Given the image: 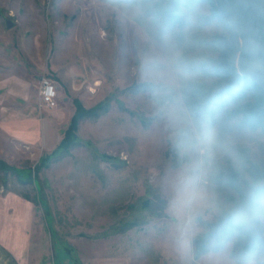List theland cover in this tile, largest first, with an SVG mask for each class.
<instances>
[{"label":"rangeland","instance_id":"obj_1","mask_svg":"<svg viewBox=\"0 0 264 264\" xmlns=\"http://www.w3.org/2000/svg\"><path fill=\"white\" fill-rule=\"evenodd\" d=\"M154 2L0 0V161L15 168L0 170V264L264 263L239 262L234 238L196 254L237 197L224 179L245 174L241 150L264 167V133L232 118L231 102L195 118L191 86L215 80L218 48L205 42L225 28L203 21L206 3L163 27ZM45 79L53 107L39 95ZM23 84L35 110L13 92ZM74 100L99 114L52 156Z\"/></svg>","mask_w":264,"mask_h":264},{"label":"trees","instance_id":"obj_2","mask_svg":"<svg viewBox=\"0 0 264 264\" xmlns=\"http://www.w3.org/2000/svg\"><path fill=\"white\" fill-rule=\"evenodd\" d=\"M152 15L163 27L169 24L183 26L181 10L193 8L200 3L210 6L211 14L202 17L210 23L221 22L225 28L223 35L205 43L218 48V56L211 66L215 80L211 84L194 83L189 92V104L197 120L203 121L222 103H234L229 111L232 118H239L243 128L252 132L264 133V88L258 83L240 75L237 59L241 50L239 34L233 30L218 11L215 0H154ZM95 109H86L81 102H76V111L71 123L60 142L57 151L70 149L78 143L77 132L80 122L91 115L98 116ZM245 174L238 169H230L225 177V184L237 197H230L228 210L223 211L219 221L206 223L207 231L195 240V251L202 255L210 251H220L235 239L233 256L239 262L264 255V226L261 220V205L264 202V167L253 162L246 150L239 154ZM48 155L41 159L47 160ZM15 168L0 161V170L12 172ZM261 264H264L260 262Z\"/></svg>","mask_w":264,"mask_h":264},{"label":"water","instance_id":"obj_3","mask_svg":"<svg viewBox=\"0 0 264 264\" xmlns=\"http://www.w3.org/2000/svg\"><path fill=\"white\" fill-rule=\"evenodd\" d=\"M215 3L221 16L239 34L240 75L264 88V0H215Z\"/></svg>","mask_w":264,"mask_h":264},{"label":"built area","instance_id":"obj_4","mask_svg":"<svg viewBox=\"0 0 264 264\" xmlns=\"http://www.w3.org/2000/svg\"><path fill=\"white\" fill-rule=\"evenodd\" d=\"M39 95L44 105L47 107L55 106L57 92L51 81L46 79L42 81L39 89Z\"/></svg>","mask_w":264,"mask_h":264},{"label":"crops","instance_id":"obj_5","mask_svg":"<svg viewBox=\"0 0 264 264\" xmlns=\"http://www.w3.org/2000/svg\"><path fill=\"white\" fill-rule=\"evenodd\" d=\"M20 87V86H19ZM13 92L14 93H21L23 96H25V98L28 100V102H27V108H32V109H36L37 108V106H36V102H37V97H36V94H32L31 93V91H29V89H28V87L26 86V85H22L20 88H18V89H13ZM30 94H32V96H30ZM81 102L80 100H74V106H75V111H76V102ZM83 105V104H82ZM74 114H75V112H74ZM74 114L72 115V117L70 118V120H69V125H70V123H71V120H72V118H73V116H74ZM69 127V126H68ZM68 129V128H67ZM56 150V149H55ZM54 150V151H55Z\"/></svg>","mask_w":264,"mask_h":264}]
</instances>
